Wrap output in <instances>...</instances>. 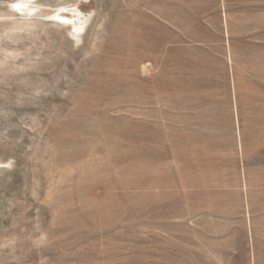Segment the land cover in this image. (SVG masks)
Listing matches in <instances>:
<instances>
[{
	"label": "rangeland",
	"instance_id": "obj_1",
	"mask_svg": "<svg viewBox=\"0 0 264 264\" xmlns=\"http://www.w3.org/2000/svg\"><path fill=\"white\" fill-rule=\"evenodd\" d=\"M0 264H264V0H0Z\"/></svg>",
	"mask_w": 264,
	"mask_h": 264
},
{
	"label": "bare ground",
	"instance_id": "obj_2",
	"mask_svg": "<svg viewBox=\"0 0 264 264\" xmlns=\"http://www.w3.org/2000/svg\"><path fill=\"white\" fill-rule=\"evenodd\" d=\"M17 5V4H16ZM26 4L24 3H20L17 7H15V9H17L19 12L21 13H25L26 12ZM63 19V18H62Z\"/></svg>",
	"mask_w": 264,
	"mask_h": 264
}]
</instances>
